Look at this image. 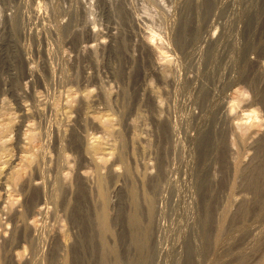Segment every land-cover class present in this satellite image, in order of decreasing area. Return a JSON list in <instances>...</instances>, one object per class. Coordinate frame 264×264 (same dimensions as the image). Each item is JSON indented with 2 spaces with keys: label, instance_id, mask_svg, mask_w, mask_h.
I'll return each instance as SVG.
<instances>
[{
  "label": "rangeland",
  "instance_id": "1",
  "mask_svg": "<svg viewBox=\"0 0 264 264\" xmlns=\"http://www.w3.org/2000/svg\"><path fill=\"white\" fill-rule=\"evenodd\" d=\"M263 165L264 0H0V264H101V192L107 264H264Z\"/></svg>",
  "mask_w": 264,
  "mask_h": 264
},
{
  "label": "bare ground",
  "instance_id": "2",
  "mask_svg": "<svg viewBox=\"0 0 264 264\" xmlns=\"http://www.w3.org/2000/svg\"><path fill=\"white\" fill-rule=\"evenodd\" d=\"M245 112L246 113H244V118L242 117L245 121L248 120V119H255V118H253V116H254L253 110L252 111L250 110V112L249 111L248 112L245 111ZM256 115L257 114H255V116ZM255 172H256V174L253 172L255 176H253L252 178L250 177V181H249L248 184L250 185V188L252 189V191L255 192V196H256L255 199H256V205H257L256 216H258V218H259V217H263L264 216V183H263L264 167H262L261 169L259 168V170L255 171ZM135 194H136V192H135L134 187H133L130 190V197H131V200H132V203H133V205H132L133 206V211L131 212L132 214H130L129 219H128L129 220V226H130L129 230L131 229V231H130V232H132L131 233L132 234V236H131L132 239L131 240H132L134 246L137 248L136 250H138L139 254L143 257L144 256L143 255V247L145 246V243H146L147 231L148 230H144L142 228L141 224H140V219H139V214H138V207H137L136 202H135V199H136L135 198ZM101 203H102V205H101L102 208L100 210L99 220H98L99 228H100L99 232H100V236H101V241L100 242H102L101 245H103L102 249L104 250L103 254H102V258H101V264H107L108 255L109 256L110 255L116 256V250L113 249V247L112 248H110V247L108 248V247H105L106 245H104L105 244V242H104L105 237L109 234V222H108L109 220H108V215H107V199H106V196H105V194L103 192H101ZM150 205H151V203H150ZM150 205L148 207H151ZM225 209L228 210L227 208H225ZM225 209H223V210H225ZM150 210H149V212H150ZM149 212H148V214H149ZM222 212H223V215H221V216H226L225 215L226 212H224V211H222ZM241 212H242V215H245L247 213V207L244 206L243 209L241 210ZM151 213H152V210H151ZM208 217H209V215H208ZM224 220H225V218L224 219L222 218L221 221H218L219 223L220 222L221 223H220V226L218 225L219 228H218V230L216 232L217 233L216 234L217 237H215L216 238V242L217 241L219 242L220 239H221L222 230H223V227H224L223 225L225 223ZM127 226H128V224H127ZM214 242H215V240H214ZM33 246H35V245H33ZM116 260H118V259L116 258ZM62 264H65V263H62Z\"/></svg>",
  "mask_w": 264,
  "mask_h": 264
}]
</instances>
